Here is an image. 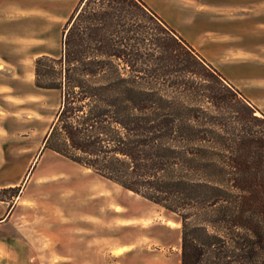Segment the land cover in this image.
Masks as SVG:
<instances>
[{"label": "trees", "instance_id": "trees-1", "mask_svg": "<svg viewBox=\"0 0 264 264\" xmlns=\"http://www.w3.org/2000/svg\"><path fill=\"white\" fill-rule=\"evenodd\" d=\"M35 85L43 150L173 214L181 264H264V113L144 0H80Z\"/></svg>", "mask_w": 264, "mask_h": 264}, {"label": "rangeland", "instance_id": "rangeland-1", "mask_svg": "<svg viewBox=\"0 0 264 264\" xmlns=\"http://www.w3.org/2000/svg\"><path fill=\"white\" fill-rule=\"evenodd\" d=\"M50 1L0 0V52L7 54L2 64L17 68L20 89L0 97V185L19 183L14 186L19 190L1 189L0 195L13 200L25 191L30 209L23 222L24 237L30 243L32 229L40 230L36 239L41 260L48 259L47 249L55 235L57 253L50 258L56 261L63 259L61 241L65 238L66 262L71 264H181V223L173 214L91 169L43 150L44 138L60 107L61 92L35 85V47L42 43L39 36L47 27L35 19L63 21L62 29L68 19L65 16L78 2L60 0L66 4L65 10L55 17L41 7ZM243 11L248 17L264 15V0L249 3ZM262 29L253 57L264 67V18ZM60 40L59 33L45 43L55 56L60 54ZM13 43L26 58L13 56L9 47ZM6 77L11 81L10 72Z\"/></svg>", "mask_w": 264, "mask_h": 264}, {"label": "crops", "instance_id": "crops-1", "mask_svg": "<svg viewBox=\"0 0 264 264\" xmlns=\"http://www.w3.org/2000/svg\"><path fill=\"white\" fill-rule=\"evenodd\" d=\"M72 12L65 16L69 19ZM155 12H157L171 27L183 36L197 51H199L212 65L221 71L225 77L239 88L243 94L251 100L264 113V67L255 62L254 53L258 42V31L262 32L263 13L248 17L243 11L249 3L257 0H144ZM66 4L60 0H53L43 3L46 11L52 16L58 17L65 10ZM67 19V21H68ZM42 24L43 33L39 36L42 43L35 48L34 58L43 55L55 56L45 43L53 35L58 37L60 33V46L62 48L63 30L61 21L39 18ZM249 21L251 25L249 26ZM261 26V27H260ZM50 31L47 32V29ZM16 32H13V38ZM259 42L262 43L263 36L260 34ZM0 43V51L2 50ZM10 52L18 59L26 58L19 54V48L14 43L10 46ZM4 52H0V97L8 91L20 92L17 86L18 71L14 65L2 64ZM9 65V66H8ZM8 72L11 74L9 81ZM1 103V101H0ZM32 116L29 121H32ZM49 131V130H48ZM1 132V129H0ZM18 182H10L0 185L1 189H8L17 186ZM29 199L25 198V191L13 200H1L0 198V264H71L67 263L66 240H60L63 246V259L56 261L51 259L57 253L56 236L53 238V245L47 249L48 259L41 260V247L39 229H32L31 242H27L24 229V218L29 215ZM32 202V201H31ZM34 214H32L33 216ZM34 217V216H33ZM37 232V233H36Z\"/></svg>", "mask_w": 264, "mask_h": 264}, {"label": "bare ground", "instance_id": "bare-ground-1", "mask_svg": "<svg viewBox=\"0 0 264 264\" xmlns=\"http://www.w3.org/2000/svg\"><path fill=\"white\" fill-rule=\"evenodd\" d=\"M120 252H122V250H120ZM120 252H119V253H120ZM0 253H1V252H0Z\"/></svg>", "mask_w": 264, "mask_h": 264}]
</instances>
